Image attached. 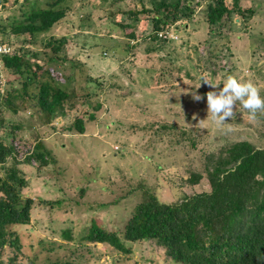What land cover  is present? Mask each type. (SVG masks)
<instances>
[{
    "label": "rangeland",
    "instance_id": "1",
    "mask_svg": "<svg viewBox=\"0 0 264 264\" xmlns=\"http://www.w3.org/2000/svg\"><path fill=\"white\" fill-rule=\"evenodd\" d=\"M24 1L0 0V23L7 26L0 41L71 96L64 114L49 120L35 105L34 85L7 105L9 92H21V79L0 63V139L16 147L27 180L22 194L33 199L29 223L13 227L21 249L6 246L3 264H177L149 240L127 242L130 252L123 253L82 236L92 220L120 232L145 190L167 203L208 191L206 156L226 145L247 140L264 149V114L250 120L237 102L234 116L217 126L205 94L222 83L212 88L201 80L195 88L200 77L215 82L232 75L251 81L264 98V0L236 6L226 0L231 13L214 24L206 21L210 0H181L189 2L191 17L166 24L173 37L156 40L152 2L159 0H64V16L32 42L8 28ZM27 1L45 7L48 0ZM60 38L54 53L46 43ZM75 117L84 132L69 129ZM36 142L47 151L45 164L25 160ZM192 173L201 174L197 182L189 180Z\"/></svg>",
    "mask_w": 264,
    "mask_h": 264
},
{
    "label": "trees",
    "instance_id": "2",
    "mask_svg": "<svg viewBox=\"0 0 264 264\" xmlns=\"http://www.w3.org/2000/svg\"><path fill=\"white\" fill-rule=\"evenodd\" d=\"M63 1L48 0L45 7H37L25 0L21 3L20 17L8 18L9 31L26 34L32 42L37 33L48 31L64 16ZM225 1L210 0L207 3L205 15L208 24L217 23L224 15L229 16L231 10ZM231 1L236 6L237 0ZM152 4V38L155 40L158 39L157 32L166 24L189 18L193 11L189 2L181 0H159ZM130 14L133 19L137 18V11ZM127 26L130 25L121 24L122 28ZM5 29L7 26L0 23V31ZM128 36L134 38L135 34L131 30ZM64 41V38L54 39L46 46L58 53ZM53 59L51 57L50 61ZM0 63L2 68L13 71L21 79V92L17 96L9 92L4 99L7 105L15 97L29 95L28 88L34 85L37 92L31 94L35 105L47 120L64 114L70 93L56 86L51 78H40L39 67L32 69L28 60L17 51L2 54ZM89 117L93 115L89 114ZM72 128L78 133L84 132L82 118L75 117L69 126ZM15 148L0 139V264H3L2 254L6 246L13 248L15 253L20 251L19 234L13 227L29 223L33 204L31 197L22 194L27 180L17 166ZM206 157L204 169L208 191L167 203L145 190L120 232L106 230L92 220L82 237L89 242L108 244L123 253L130 252L127 242L149 240L177 264H264V149L240 140ZM25 158L23 161L33 158L41 164L48 161L47 151L41 142H36L31 155ZM9 159V164H6ZM200 177V173H192L189 180L194 183ZM39 201L52 203L45 199ZM62 234L70 238L68 230L64 229ZM13 259V256L9 258V262Z\"/></svg>",
    "mask_w": 264,
    "mask_h": 264
},
{
    "label": "clouds",
    "instance_id": "3",
    "mask_svg": "<svg viewBox=\"0 0 264 264\" xmlns=\"http://www.w3.org/2000/svg\"><path fill=\"white\" fill-rule=\"evenodd\" d=\"M158 39L161 38L158 37ZM201 80L212 88H216L222 83V87H219L218 91H208L205 94L207 115L213 124L217 126L226 124L224 122L226 118L234 116L233 107L237 106V102L241 108L247 110L250 120L256 119L258 112L264 114V98L260 96L259 89L251 81H242L232 75H227L222 80L215 82L200 77L195 88L199 87ZM192 98L196 101L201 100V96L197 92H192Z\"/></svg>",
    "mask_w": 264,
    "mask_h": 264
},
{
    "label": "built area",
    "instance_id": "4",
    "mask_svg": "<svg viewBox=\"0 0 264 264\" xmlns=\"http://www.w3.org/2000/svg\"><path fill=\"white\" fill-rule=\"evenodd\" d=\"M157 35L161 39H166L168 36H172V34L170 35V32H168L167 29L160 30L157 33ZM14 52H15V50L11 44L0 41V56L2 54H13ZM0 82H2L1 78H0Z\"/></svg>",
    "mask_w": 264,
    "mask_h": 264
}]
</instances>
